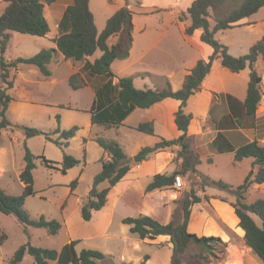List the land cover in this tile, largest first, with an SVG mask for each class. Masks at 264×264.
Masks as SVG:
<instances>
[{
    "label": "trees",
    "instance_id": "16d2710c",
    "mask_svg": "<svg viewBox=\"0 0 264 264\" xmlns=\"http://www.w3.org/2000/svg\"><path fill=\"white\" fill-rule=\"evenodd\" d=\"M56 1L5 0L7 7L0 16V139L2 132L12 125L7 117L9 106L13 101L7 89H12L15 85V77L10 80L12 72L17 71L20 65L35 66L44 77L48 78L52 74L48 65L58 51L66 60L75 63L86 61L82 70L73 74L69 79V85L73 90H80L87 86L83 74L105 79V82L96 90V100L88 111L93 125L108 129L117 128L137 108L148 109L168 98L181 101L175 122L182 134L177 139H161L153 147H145L133 157H129L114 140H106L102 137L94 139L111 159L101 160L102 170L95 176L93 188L81 209L83 219L87 222L91 221L93 212H99L105 208L111 190L126 177L134 165L148 160L152 154L178 146L179 150L175 160L180 163L179 168L171 175L156 174L146 186L145 193L172 188L175 177L178 175L182 177L195 175L202 180L203 188L212 187L232 194L235 196V201L231 203V206L239 218V227L245 232V244L264 262V198L253 202L246 200V194L251 187L264 192V147L255 141L233 151L234 164L246 158H252L253 166L257 167L255 171L250 172L243 184L232 186L222 180H213L197 169L200 159L191 150L188 142V128L193 117L184 112L187 101L200 89L218 57L222 66L232 73H240L250 68V81L244 108L247 116H255L262 98V77L255 70L254 65L260 57L264 58V37L250 48L248 54L234 57L229 53L228 46L217 40L215 35L219 31L235 28L240 21L258 13L264 7V0H195L192 3L187 13H183L180 17V20L188 18L191 21V25L185 29V34L192 36L196 30H203L201 41L213 48V54L208 59L197 63L185 78L182 89L178 91H173L168 81L163 89H137L133 78L118 77L112 71L111 66L117 59L127 58L130 54L133 41V12L127 6L115 12L108 19L105 29L99 33L94 15L90 10L91 0H73V3L66 8L59 23L61 35L54 41L56 49H44L30 58L7 61L5 53L10 41V32L45 37L50 32L45 7ZM210 19L215 22L213 27ZM114 37H118V42L110 46L108 42ZM97 51L102 52L101 57L94 62L87 61V58ZM115 78L118 80L116 84H114ZM3 84H6L7 88H4ZM60 108L66 107L61 105ZM57 120L59 121V116ZM136 130L147 135H155L152 122L142 123ZM25 131L28 137L44 136L48 141L64 148L69 145L70 140L75 138L79 127L75 126L66 130L58 127L52 133L28 127H25ZM57 134L59 137L54 139L53 136ZM40 158L48 167H52V163L45 157L35 156L25 146V165L20 173L24 192L22 195L12 196L0 188V212L5 215H14L25 228L46 229L51 236H55L63 227L60 221L47 219L45 216L31 219L24 209L26 198L36 194L33 172L36 169L35 160ZM79 163L80 161L73 156L64 154L60 170L65 174ZM105 182L108 183V187L101 191L98 190V186ZM76 184L77 181H74L72 187L75 188ZM211 198L215 197L205 195L201 198L196 191L192 190L182 204L180 223L163 224L147 215L126 217L122 223L130 227L131 234L137 235L142 240H155L159 236L170 237L173 244L170 264H183L185 256L192 247L200 249V252L190 254L188 264H211V257L216 255L217 247H220L221 252L226 256L227 243L219 237L199 236L188 231L192 207L202 203L203 199L209 201ZM6 238L7 235L0 230V243ZM79 242V240L71 241L61 250L38 247L28 242L15 252L8 264H20L26 255L33 257L35 264H99L107 258L99 250L83 249L78 252L76 246ZM147 258L145 257V260Z\"/></svg>",
    "mask_w": 264,
    "mask_h": 264
},
{
    "label": "rangeland",
    "instance_id": "374dc122",
    "mask_svg": "<svg viewBox=\"0 0 264 264\" xmlns=\"http://www.w3.org/2000/svg\"><path fill=\"white\" fill-rule=\"evenodd\" d=\"M150 4L151 3L145 4L143 0L90 1V10L94 15L95 24L99 33L105 29L108 19L115 12L122 7L130 5L129 9L133 12V28L134 26H137L140 30L146 28V33L149 35L147 39H144V36L138 37L139 34L137 31L132 32L133 41L130 48V54L127 58L117 59L113 63L111 66L113 72H118L126 60L137 59L142 54L144 47L149 48L152 45L150 42L157 40L163 34L165 28L162 27L164 25L172 27L170 31L171 35L165 39V42L168 43L166 46L180 44L181 40L179 32L173 22V13L170 10L158 11V9H153ZM65 5L66 2H64V0H57L50 6L46 5L45 15L51 27L47 36L37 38L17 32H11V39L7 52L5 53V59L15 60L18 58H30L45 49L46 47L44 46L53 48L51 38L57 33L54 16H59V12H61V9L64 10ZM262 18H264V8L255 16L251 17V21L260 20ZM210 21L213 26L215 22L213 19H210ZM159 28L162 29L157 32ZM260 30L259 26H256V28L252 30L255 32H251V30L243 27H240L239 29L233 28L223 31L218 35V38H215L223 44H229L233 54L242 53V56H244L249 53L250 49L242 50L241 47L244 46L245 48L246 45L252 44L254 40H257L256 38H261L262 35ZM142 34H145V32ZM117 42L118 37H114L111 38L108 43L110 46H113ZM166 46L163 48L164 50H166ZM101 54V51H97L93 56L89 57L90 61H95V59L99 58ZM149 55L150 56L145 59L147 60V66H152L153 56L161 58L159 54ZM56 59L57 57L49 64L48 68L51 73L56 75L57 78H59L58 80L61 81L63 80V74H67L68 68L63 62L64 60L62 56H60V59L62 60H60L59 67H57V62H55ZM143 64L145 65V62ZM21 66L22 69L18 72L14 88L7 89V92L13 97V100H17L10 104L7 112V117L12 125L2 132L0 139V188L12 196L23 194L24 185L20 180V173L25 165V146L28 147L35 156L45 157V159L52 163V167H48L42 158L35 160L36 169L34 170L33 175L36 194L26 198L24 209L31 219H38L41 216H45L47 219L60 221L63 224V227L57 235L51 236L46 229L32 227L25 228L19 223L14 215H5L0 212V230L7 235V238L0 243V256L7 260L6 264H8L15 252L28 242L38 247L61 250L63 246L68 243L70 236L84 240V243L80 244V241L76 246L78 252H81L83 249H89L87 247L89 244L96 246V248H99L102 252H113V257L106 256L107 258L100 261L99 264H127L124 260H122L123 262L121 261V256H124L127 260H131L133 263L130 264H141L137 262V258L142 253L130 252L123 248V246H121L123 239L120 238V236H123V234L126 233L124 227H127V225L122 224V218L145 215L141 214L143 213L141 212L143 207L141 195L143 196V199L146 200L143 210L163 224L169 222H181L182 204L192 190L196 191L197 195L201 198H204L207 191L209 194L215 192L222 194L223 196H217L215 198L222 201L225 200L224 202L231 204L235 201V196L227 192H221L211 187L206 190L203 188L202 180L198 176L189 175L187 177H182L183 187L180 190L172 187L146 194L144 187L141 195H138L139 192L136 191L135 194H127L126 196L124 195L120 197L125 190L124 186L118 187V189H112L108 197L109 201L107 207L99 212H93L91 221H85L82 217L81 209L83 203L88 198L90 190L93 188L95 176L102 170L101 160L104 154V150L95 140H92L95 130L90 133L89 129L83 124L85 121H88L89 113L60 110L55 106L48 105L49 101L55 99L49 97V95H54L49 94V91H58L55 95H58L61 100H67L68 94L63 91L74 90H72L68 84L64 83L60 86L53 87L47 79H44L41 76L40 72L37 71L36 74L33 75L29 73V66ZM259 67H264V60L259 61ZM243 73L249 75L250 69H245ZM13 75L14 73L12 72L10 80H13ZM138 81L139 80H136V83H138ZM30 82L32 85L28 84ZM3 85L4 88H7L6 84ZM24 88H27L29 91H42L43 95L35 94L31 104L29 101H26V99L21 98V93ZM148 88L154 89L155 86L150 83ZM46 101L47 104L45 103ZM59 112H61L62 116V129H70L75 126L74 124H77V126L81 128V130H79L80 135L78 133V137L73 138L67 147L61 148L48 141L44 136H27L25 127L52 133L56 128L60 127V124L55 117ZM131 133L134 136L140 135V132L135 130ZM85 134L91 135L87 143L84 142L82 136ZM100 136L106 140H114L118 142L124 152L131 157L130 153L132 152V148L123 147L121 145L122 138L116 134L115 130L104 131ZM53 138L57 139L58 137L54 135ZM64 154L73 156L80 161L79 165L68 170L65 174L60 170ZM214 171L217 170L214 169ZM231 171H233V175H235L236 178L234 179L233 177V180H237L236 182H243V178L241 179L240 177L239 179V171ZM235 173H237V175ZM74 181H77L75 188L72 187ZM107 187L108 183L105 182L98 186V190L101 191ZM246 197L247 202H253L259 198H264V192L255 187H251L247 192ZM201 204L204 205L205 212L210 215L206 221V226L223 227V224L215 216L211 208L205 205V199H203ZM104 216L112 217L111 233L118 237L115 240H103L94 237L100 231L102 226L101 219ZM256 221L259 223L258 219H256ZM201 224L202 223H199V225ZM193 233L198 235L197 232ZM128 235L129 233H127V236ZM199 236L203 235L199 234ZM235 244L239 247L238 241H236ZM216 249V255L211 258L215 264L223 263L227 256V249L226 256L223 255L220 247H217ZM142 252L149 253L152 256L154 264H167L168 255L171 254V258L173 256V250L156 245L151 247L146 246ZM199 252L200 249L192 247L189 250L188 255L185 256L183 264H188L190 254ZM143 259H145V257H143ZM20 264L35 263L33 257L26 255Z\"/></svg>",
    "mask_w": 264,
    "mask_h": 264
},
{
    "label": "crops",
    "instance_id": "0c3cea01",
    "mask_svg": "<svg viewBox=\"0 0 264 264\" xmlns=\"http://www.w3.org/2000/svg\"><path fill=\"white\" fill-rule=\"evenodd\" d=\"M143 1L145 4L151 3L150 5L153 9H158V11L170 10L173 13V22L178 29L181 42L180 44H176L175 46H166V44L168 43L165 42V39L171 35L170 31L172 27L169 25H164L162 27L165 28L163 30V34L157 40L151 41L150 43L152 45L149 48L144 47V49L142 50V54L137 59L126 60L123 66L120 67V70L116 73L114 72V74L118 77L133 78L134 86L137 89H151L148 88V85L150 83L155 86L154 89H163L166 82L168 81L173 91H178L182 89L185 78L191 73L197 63L200 60L208 59L209 56L213 54V48L201 41V35L203 31L199 29L196 30L192 36H187L185 34V29L186 27L191 25V21L188 18L180 20L181 15L183 13H187L188 8L195 0ZM64 2H66L64 10L61 9V12H59V16H54L57 33L53 38H51L53 42V48L44 46L46 47L45 49H56V44L54 41L61 35L59 23L64 15L66 8L73 3V0H64ZM6 7L7 3L5 2V0H0V16L3 14ZM127 7L130 8V5H127ZM251 17L240 21L239 25L234 29L243 27L251 30V32H255L252 30H254L256 26H259L262 36L261 38H256L257 40H254L252 44L246 45L245 48L244 46L241 47L242 50L250 49L254 44H256L264 37V18L256 21H251ZM162 28H159L157 32ZM134 31L138 32V37L144 36L143 38L147 39L149 36L146 33V28H142L140 30L137 28V26H134L133 32ZM223 31H219L215 35V37L218 38V35ZM143 32H145V34H142ZM225 45L228 46L229 53L231 54V46L229 44ZM165 46L167 51L163 49ZM149 54H159L161 58L153 56L152 66H147V60L145 59L150 56ZM232 55L241 57L243 54L232 53ZM60 56H62L64 60L63 62L68 68L67 74H63V80L59 81V78H57V76L54 74H51L50 77L46 78L35 66H29V73L35 75L37 71L40 72L41 76L44 79H47L53 87L60 86L62 83L69 85L70 77L73 74L80 72L86 61L75 63L71 60H66L64 56L58 51L54 56V58L57 57V59L55 60L58 65L57 67L60 66V60H62L60 59ZM260 60H264V58L260 57L255 63L254 67L262 77V98L254 117L247 116L246 110L244 108V103L248 94L250 73L249 75H246L245 73H243L245 70L241 71L240 73H232L222 66L221 60L218 57L215 59L211 72L204 79L200 89L189 98V100L187 101V105L184 108V112L188 115H192L193 117L188 128V142L191 150L195 154H197L200 159V164L197 166L198 171L213 180H222L232 186H239L243 184L250 172L257 169V167L253 166L254 160L252 158H246L241 162L234 164L233 151L255 141H257L262 147H264V67H259ZM87 61H90L89 57L87 58ZM144 62L145 65L143 64ZM20 69H22L21 65L19 66L17 71L13 72V77H15V80ZM83 76L87 81V86L76 91H63L64 93L66 92L68 94L67 100H61L58 95H55V93L58 91H49V94L55 95H49V97H51V99L52 97L55 99L53 101H49L48 105L55 106L60 110H71L79 113H89L88 111L92 108L96 100V90L105 82V79L102 77H89L86 74H83ZM136 80H139L138 83H136ZM117 81V78H115L114 84H116ZM28 84L32 85L31 82ZM35 94L43 95V92L29 91L27 88H24L21 93V98L26 99V101H29L32 104V99ZM16 100L17 99L13 100L11 103ZM45 103L47 104V101ZM61 105H64L66 108H60ZM180 106L181 101L168 98L148 109L137 108L117 128L108 129L103 126L93 125L91 122L90 114L88 117V121H85V123L83 124L87 129H89L90 133L95 130V134L94 136H92V140L97 137H101L100 135L104 131L115 130L116 134L122 138L121 145L123 147L132 148L130 156L133 157L141 149L145 147H153L156 143L161 141V139L173 140L181 136L182 132L178 129L175 122L176 113L179 111ZM57 116H59L58 123L60 124L61 128V112L55 115L56 118ZM148 122H152L154 124V136L147 135L141 132L139 133L140 135H132L131 132L134 130L137 131L136 128L140 124ZM74 125L77 126V124ZM79 130H81L80 127ZM78 133L79 131L77 132L75 137H78ZM87 134H85L86 136L82 135L84 142L86 140L85 143L88 142L91 136ZM56 136L59 137V134H57ZM178 150V146H172L170 148H167L166 150L152 154L148 160L139 165H134L131 171L126 175V177L113 189H118V187L124 186L125 190L120 197L124 195L126 196L127 194H135L136 191L139 192L138 195H141L143 188H146V186L151 182L156 174L171 175L176 169L179 168L180 163L176 162L175 160L178 154ZM110 159L111 158L109 154L104 152L102 160L108 161ZM214 169H216L217 171H214ZM231 170H234L236 172L239 171V179L240 177L241 179L243 178V182H236L237 180H233V177L234 179L236 178L235 175H233V171ZM235 174L237 175V173ZM208 188L210 187H207L206 190ZM205 194L211 197L223 196L222 194L217 192L209 194L206 191ZM141 197L143 200V207L141 209V212L143 213L141 214L152 217V215L146 213L143 210L146 200L143 199L142 195ZM205 205L211 208L215 216L223 224V227L206 226V221L210 217V215L205 212L204 205L200 203L195 204L192 207L189 232H197L198 235L200 234L208 237H219L225 243H227V256L225 258V261L220 264H264V262H262L259 257L254 254L253 250L246 246L245 232L241 227H239V218L237 217L235 210L231 206V204L216 198H211L209 202L206 201ZM105 207H107V205ZM103 218L101 219L102 226L100 228V231L94 237L103 240H115L118 237L111 233L112 217L104 216ZM122 220L123 218L121 219V221ZM199 223L202 224L199 225ZM124 228V230H126V233L123 234V236H120V238L123 239L121 246H123V248L130 252L142 253L137 258V262L141 264H154L152 256L149 253L142 252L146 248V246L151 247L156 245L160 247H167L168 249L173 250V244L171 243L170 237L168 236H159L155 240H142L137 235L130 233L129 226ZM127 233H129V237L127 236ZM76 240L81 241L80 244L84 243L83 239H76L73 236H70L68 243ZM236 241L239 242V247L236 246ZM87 247L94 250L99 249L92 244L87 245ZM99 251L101 250L99 249ZM103 253L107 257H113V252L111 251H104ZM170 255L171 254L168 255L167 264H170L171 262ZM143 257L148 258L145 260L143 259ZM122 260H124L127 264L133 263L131 262V260H127L124 256H121V261ZM6 261L7 260L0 256V264H6ZM211 264H215L213 262V259Z\"/></svg>",
    "mask_w": 264,
    "mask_h": 264
},
{
    "label": "built area",
    "instance_id": "2783aa9c",
    "mask_svg": "<svg viewBox=\"0 0 264 264\" xmlns=\"http://www.w3.org/2000/svg\"><path fill=\"white\" fill-rule=\"evenodd\" d=\"M173 187L178 189V190L182 189V187H183V178H182V176L178 175V176L175 177V182H174V186Z\"/></svg>",
    "mask_w": 264,
    "mask_h": 264
}]
</instances>
